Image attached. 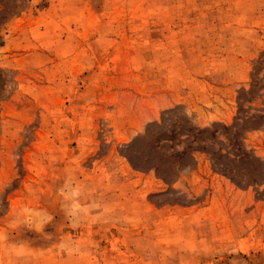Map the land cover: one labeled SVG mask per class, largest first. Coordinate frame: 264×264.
Wrapping results in <instances>:
<instances>
[{
  "label": "rangeland",
  "instance_id": "1",
  "mask_svg": "<svg viewBox=\"0 0 264 264\" xmlns=\"http://www.w3.org/2000/svg\"><path fill=\"white\" fill-rule=\"evenodd\" d=\"M263 53L264 0H0V264H264V182L123 155L169 110L233 126Z\"/></svg>",
  "mask_w": 264,
  "mask_h": 264
},
{
  "label": "trees",
  "instance_id": "2",
  "mask_svg": "<svg viewBox=\"0 0 264 264\" xmlns=\"http://www.w3.org/2000/svg\"><path fill=\"white\" fill-rule=\"evenodd\" d=\"M259 72L260 68L256 67L250 89L238 93V113L233 126L196 127L185 115L173 121L177 111L169 110L161 122L150 124L144 135L124 147V157L136 170H154L160 179L171 182L195 164L193 153L201 152L208 155L215 172L236 185L262 184L264 162L244 142L247 132L264 127V109L255 108L251 112L247 106L264 90Z\"/></svg>",
  "mask_w": 264,
  "mask_h": 264
}]
</instances>
